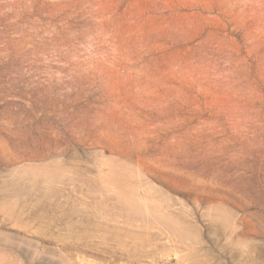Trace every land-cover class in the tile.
I'll return each mask as SVG.
<instances>
[{
    "label": "rangeland",
    "instance_id": "1",
    "mask_svg": "<svg viewBox=\"0 0 264 264\" xmlns=\"http://www.w3.org/2000/svg\"><path fill=\"white\" fill-rule=\"evenodd\" d=\"M0 264H264V0H0Z\"/></svg>",
    "mask_w": 264,
    "mask_h": 264
}]
</instances>
